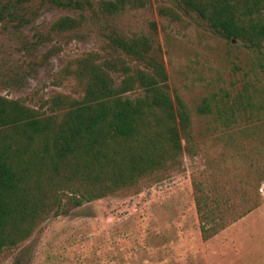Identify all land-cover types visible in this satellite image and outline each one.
Returning a JSON list of instances; mask_svg holds the SVG:
<instances>
[{
    "label": "trees",
    "instance_id": "16d2710c",
    "mask_svg": "<svg viewBox=\"0 0 264 264\" xmlns=\"http://www.w3.org/2000/svg\"><path fill=\"white\" fill-rule=\"evenodd\" d=\"M50 1L74 12L53 21L51 30L58 33L95 17L110 21L147 2ZM2 4L0 0V14ZM178 5L231 43L236 41L234 46L242 41L250 51L244 65L232 61L235 75L240 74L239 88L221 87L205 95L196 110L223 130L215 139L230 160L261 172L264 179V0H178ZM108 37L103 46L108 56L92 51L66 66L82 94L56 95L52 113L0 94V253L28 239L51 215L68 214L86 201L182 167L191 112L182 96L172 93L164 60L152 52L149 36L115 29ZM60 49L54 46L49 53ZM208 163L220 171L210 158ZM239 182L244 183L237 178L223 193L213 180L203 184L193 178L204 240L259 205L258 183H248L244 191Z\"/></svg>",
    "mask_w": 264,
    "mask_h": 264
},
{
    "label": "rangeland",
    "instance_id": "374dc122",
    "mask_svg": "<svg viewBox=\"0 0 264 264\" xmlns=\"http://www.w3.org/2000/svg\"><path fill=\"white\" fill-rule=\"evenodd\" d=\"M2 6L0 94L52 113L56 95L82 94L81 85L66 74V66L92 51L108 56L103 46L116 29L151 38L152 52L164 60L172 93L186 102L192 126L189 137L183 139L181 168L158 172L136 187L86 201L68 214L51 215L28 239L5 248L0 263L264 264L261 172L258 175L230 160L215 139L223 130L215 129L211 118L196 110L205 95L221 87L239 88L240 74L235 75L232 61L244 65L250 56L242 41L234 46L236 41L231 43L196 13L186 12L178 0H147L110 21L106 16L91 18L87 25L63 33L52 31L51 25L60 16L74 15L69 8L50 0H3ZM54 46L61 49L49 53ZM209 158L220 171L210 169ZM234 175L243 179L239 183L244 191L248 183H258L260 203L204 240L193 178L203 184L213 180L227 193L237 180Z\"/></svg>",
    "mask_w": 264,
    "mask_h": 264
},
{
    "label": "crops",
    "instance_id": "0c3cea01",
    "mask_svg": "<svg viewBox=\"0 0 264 264\" xmlns=\"http://www.w3.org/2000/svg\"><path fill=\"white\" fill-rule=\"evenodd\" d=\"M0 264H11V262L10 263L9 262L8 263H0Z\"/></svg>",
    "mask_w": 264,
    "mask_h": 264
}]
</instances>
